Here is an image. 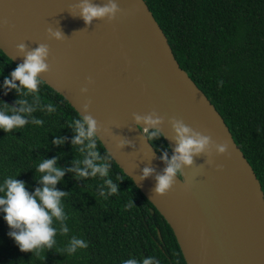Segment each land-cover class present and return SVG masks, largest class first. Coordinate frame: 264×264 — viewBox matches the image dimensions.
Returning <instances> with one entry per match:
<instances>
[{
  "label": "water",
  "instance_id": "water-1",
  "mask_svg": "<svg viewBox=\"0 0 264 264\" xmlns=\"http://www.w3.org/2000/svg\"><path fill=\"white\" fill-rule=\"evenodd\" d=\"M79 0H0V51L16 65V45L50 49L43 83L60 94L79 116L103 125L97 140L109 157L162 216L185 264H264V197L260 184L223 119L179 67L167 39L143 0H114L121 12L111 22L85 25ZM104 4L106 0H92ZM7 23H4V22ZM9 25L12 27L10 28ZM65 38L49 39L46 29ZM87 78L92 83L87 84ZM87 87L84 94L80 89ZM91 101L88 112L82 106ZM164 117L163 138L176 146L169 118L226 142L225 154L194 157L171 190L154 193L155 174L165 168L133 113ZM121 140L130 143L117 148ZM155 173L141 179V169ZM150 212L152 210L150 209ZM159 237V236H158Z\"/></svg>",
  "mask_w": 264,
  "mask_h": 264
},
{
  "label": "trees",
  "instance_id": "trees-1",
  "mask_svg": "<svg viewBox=\"0 0 264 264\" xmlns=\"http://www.w3.org/2000/svg\"><path fill=\"white\" fill-rule=\"evenodd\" d=\"M162 30L172 54L190 79L204 93L223 119L231 137L253 170L264 197V0H143ZM0 51V108L15 106V90L3 82L15 69ZM222 82V85H221ZM32 116L42 125L29 123L11 132L0 129V184L15 177L29 192L40 185L35 169L40 159L58 157L57 166L67 169L82 161L88 142L73 145L76 111L42 82ZM33 102L32 95L27 97ZM51 103L55 111L49 113ZM159 158L171 151L163 137L154 140L145 133ZM57 137L63 144L54 145ZM96 150L111 167L108 177L75 179L66 171L56 185L68 192L63 198L67 234L56 236L52 249L21 252L0 212V264H123L134 258L153 257L159 264H185L171 229L162 216L135 187L96 139ZM111 179L118 191L105 184ZM101 187L104 195L100 194ZM150 209L152 212H150ZM59 228V224L56 225ZM75 236L86 248L67 252ZM159 236V237H158Z\"/></svg>",
  "mask_w": 264,
  "mask_h": 264
},
{
  "label": "clouds",
  "instance_id": "clouds-1",
  "mask_svg": "<svg viewBox=\"0 0 264 264\" xmlns=\"http://www.w3.org/2000/svg\"><path fill=\"white\" fill-rule=\"evenodd\" d=\"M75 8L79 10L78 16L85 25H90L94 20L111 22L121 12L114 0H106L104 4H97L92 0H79ZM9 27L12 26L9 25ZM46 35L49 39L56 41L65 38L59 28L55 30L47 28ZM16 52L23 57V62L18 64L3 82L6 90H15L18 95L14 102L15 106L3 103L4 106L0 108V129L6 133L28 124L29 117H31V123L35 125L44 123L42 119L32 114L37 111L34 104L39 101V96L36 94L43 82L41 76L49 71L47 62L50 55L49 46L40 43L34 49H29L26 43L21 42L16 45ZM86 83L91 84V78H87ZM80 91L84 94L88 88L82 87ZM29 95H32L34 103H29L27 99ZM90 103L89 100L82 106L83 112H88ZM47 111L49 113L55 111L51 103L47 105ZM133 118L138 127L143 125L142 130L148 133L150 139L154 140L163 136L160 126L164 123V117L157 112L150 111L145 115L133 113ZM168 123L173 132L171 139L176 146L172 149L171 156L167 149L161 154L160 159L164 162L165 168L162 172L155 174L156 185L153 191L157 195H164L171 190L182 174V169L194 164V157L210 155L213 148L218 155L225 154L228 148L226 142L216 144L209 135H204L185 125L181 119L172 117L169 118ZM69 126L73 128L74 135L71 141L73 145H83L86 141L88 142L90 151L87 152L85 159L82 161L74 159L72 167L64 169L57 166L58 157L38 158L39 164L35 172L41 174L39 180H36L40 186L32 192H29L25 183L17 180L16 176L5 178L3 184H0V212L4 214V221L10 229L8 236L14 240L21 252L34 253L52 249L56 244L55 238L58 232L69 233L70 229L66 223L68 215L63 204V198L68 195V192L56 188L66 171L73 173L75 179H87L96 175L108 177L109 175L110 163L96 150L97 134L101 133L103 125L90 114H86L74 119ZM63 142L62 137L52 141L54 145L63 144ZM129 143L127 140H121L117 148H122ZM154 173V168L145 166L141 169V179L152 176ZM105 184L111 193L118 191V184L113 183L111 179H106ZM100 194L102 196L105 194L102 187ZM87 246L86 241L73 236L67 246V252L74 253L78 248ZM123 264H159V261L153 257L143 258L141 261L129 258L123 261Z\"/></svg>",
  "mask_w": 264,
  "mask_h": 264
}]
</instances>
